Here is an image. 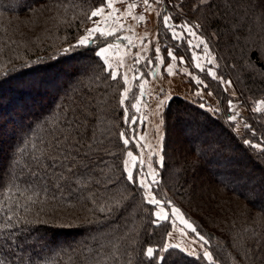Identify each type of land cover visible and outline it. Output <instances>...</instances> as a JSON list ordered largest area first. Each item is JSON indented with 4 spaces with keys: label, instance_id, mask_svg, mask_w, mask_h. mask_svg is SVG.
Listing matches in <instances>:
<instances>
[{
    "label": "trees",
    "instance_id": "obj_1",
    "mask_svg": "<svg viewBox=\"0 0 264 264\" xmlns=\"http://www.w3.org/2000/svg\"><path fill=\"white\" fill-rule=\"evenodd\" d=\"M101 4L102 0H0V22L8 35L0 38L15 43L6 50H16L0 61V261L208 264L202 255L161 250L170 222H159L153 206L125 178L126 148L120 134L129 132L130 107L126 110L121 104V80L111 79L94 54L101 41L95 38L94 45L65 53L77 45L88 15ZM162 7L171 23H191L206 38L220 74L233 81L243 104L252 107L264 100V0H162ZM33 22L37 26L32 27ZM160 35L165 41L169 38L162 21ZM29 42L30 49L18 48ZM6 46L0 44V50ZM184 49L180 48L188 59ZM208 80L222 112L212 115L181 97L168 102L169 134L180 131L184 146L176 148L167 141L169 159L154 191L188 215L209 241L214 264H264V223L257 225L253 218L249 225H238L232 220L225 227L219 224L218 232L209 231L188 205L196 194L205 195L208 187L216 186L244 203L245 218L259 213L264 219V193L250 197L240 186L248 185L246 175L252 180L258 174L264 182V113L254 116L250 130L239 135L224 106L226 94L215 79ZM65 117L78 125L68 160H63L67 153L53 147L57 137L62 140L58 129ZM211 144L216 149L211 151ZM227 145L230 154L220 153ZM239 154L246 167L235 160ZM194 184L205 191L192 190ZM149 247L160 250L164 260H150L145 254Z\"/></svg>",
    "mask_w": 264,
    "mask_h": 264
},
{
    "label": "rangeland",
    "instance_id": "obj_2",
    "mask_svg": "<svg viewBox=\"0 0 264 264\" xmlns=\"http://www.w3.org/2000/svg\"><path fill=\"white\" fill-rule=\"evenodd\" d=\"M133 3L136 4V7L129 9L128 5ZM149 3L151 7L146 8L142 0H114L115 11L106 9L104 16L94 18V20L98 22L100 30L106 35L101 36L100 33H94L93 36L101 41L99 48L107 47L109 44L113 45V47L108 49L105 53V57L101 60L105 69L109 72L110 77L112 74H115L117 76L116 79H120L123 83L120 96V100H123V104H121L126 109L128 105V107H130V110L128 109L130 112L128 111L126 118H129L128 121H137L136 124L128 123L129 132L124 137L132 139H130V143L125 146L126 152L124 162L127 160L128 170L133 171L134 177L136 175L134 169L138 168L141 172L146 170L155 175L158 181L157 183H159L162 167H164V164H166L169 159V152L165 146L167 141L171 139V144L176 148H183L184 146L183 138L180 137V131L173 132L172 136L169 134L165 115L168 102L174 97H181L200 108H202L201 105H204L202 109L207 110L212 115H218L222 112L219 96L214 90L215 87L209 82V75L204 74L207 73V69L213 68L217 76L222 78L223 81H231V84L228 85L227 83H221L220 80L215 79L221 86V90H223L227 96L224 106L230 113V117L235 116V120L229 119L235 125L236 132L239 135H243L246 130H250V122L251 119H255L254 116L264 113V100H258L252 107L243 104L235 84L232 80L220 74L218 69L220 65L216 54L211 49L206 38L202 36L193 24L188 22L171 23L170 21V25L177 26V33L184 31V29L178 26L186 23L196 31L197 35L194 37L186 36L184 40L173 39L172 29L167 26L169 28V41L168 39L165 41L160 35L161 21L164 13L162 0H160V3H156L155 0H149ZM99 6H103V4ZM129 12H131V15H129ZM48 14L49 12L47 11V15ZM51 14L53 13L51 12ZM141 16L144 17L143 21L139 19ZM37 23L38 22H33L32 27L37 26ZM57 24H60V19H58L54 25L56 26ZM96 26L97 24L89 20L88 23L83 26V31L80 33L78 41L88 35L89 29ZM3 27L1 21L0 36H8L5 34L7 30H2ZM29 30L21 33V39ZM107 33H112V35H107ZM198 37L203 38L207 42V46L211 50V55L215 57V65L207 63V54L203 52L202 45L200 48L189 47L187 41L190 39L191 44L196 45L199 43ZM5 38H0L1 45L6 46L8 44V46L3 47L4 50H0V61L16 53L15 49L10 51L6 50L12 46L15 47V43L11 44V39L7 41ZM121 39L128 40L130 43L128 42L129 44H127L122 42ZM28 44L27 46H18V48L20 50L25 48L30 49L31 42ZM180 48L188 50V59H191V64L186 58L185 52H182ZM155 49H159V52H156ZM169 51L174 52L177 57L176 60H171L167 54ZM180 57H183V63H181ZM105 60L107 61V67L104 62ZM149 61H151V64H149ZM197 63H199L205 71H201L200 68H197ZM166 67H171L172 72L169 73L165 71ZM124 76H127V81L123 79ZM198 80H203L204 84L197 83ZM204 85H206V87ZM124 93H126V98L123 95ZM161 99L164 101L162 107L159 106V101ZM229 102H231V104ZM137 109H139V111H137ZM157 126H159L160 129L159 134H157L156 131ZM252 134L254 133L252 132ZM254 145H257V149H260L259 144L254 143ZM209 146L211 151L216 149L215 144ZM228 148L229 146L224 147L220 150V153L230 154L229 152L231 151H228ZM128 151H131L133 156H127L126 153ZM161 157L163 158V166H160ZM235 160L242 162V166L244 167H246L245 163L248 164L241 154H239V157ZM245 177L248 185H240L241 189L243 185L246 187L242 189L244 193L249 194L250 197L255 195L259 197L261 192L264 193V182L261 176L254 174L252 180L247 179L248 175ZM157 183L154 184L153 190ZM198 183L202 185L207 184L205 180H200ZM201 184L197 186L194 184L192 190L205 191L206 188H204V186L201 187ZM218 188L216 186L208 187L207 194H198V196L196 194L195 198L188 204L189 207H191V214L194 218L201 222H205L209 231H214L215 228H218V232L219 227L217 226L219 224L220 227L223 225L225 227L226 225H230L232 220L238 221V225L240 222H245L244 224L249 225L253 222V218L257 220V225L264 223V219L259 217V213L256 215L251 214L250 217L245 218L243 216L245 211L244 203L234 197H229V199L227 195ZM209 190H211V193ZM157 199L160 198L157 196ZM172 207L180 209L183 219L196 227L195 224L188 219V215H186L177 204L174 205L171 202L170 204L162 203V205L157 206L156 211L159 212V217L154 214L156 219L159 222L168 220L171 225L166 238V245L168 248H172V245H178L179 247L177 249H184L183 252L185 254L193 252L190 256L194 257L202 255L204 248L212 253L209 244L202 245V242H193L194 234L190 229L184 227L179 218L172 215L168 210ZM165 216H167L168 219H165ZM181 229H184V231L181 232ZM197 232L201 234L198 230Z\"/></svg>",
    "mask_w": 264,
    "mask_h": 264
},
{
    "label": "snow or ice",
    "instance_id": "obj_3",
    "mask_svg": "<svg viewBox=\"0 0 264 264\" xmlns=\"http://www.w3.org/2000/svg\"><path fill=\"white\" fill-rule=\"evenodd\" d=\"M155 2L156 3H160V0H155ZM142 3L145 5L146 8L151 7V5L149 3V0H142ZM102 4H103V6L96 7L88 15V19L90 21H93V23L97 24V26L89 29L88 30V35H86L83 38L79 39L78 44L76 46H74L72 49H65V53H67L70 50L74 51L75 47H81V46L87 47V46L94 45L95 44V38L93 36L94 33H100L101 36L106 35L104 32H102L100 30L99 24H98V22L96 20H94V18H99V17L104 16L106 9H110V10L115 11L114 0H102ZM134 7H136V4H134V3L128 5L129 9H132ZM129 15H131V12H129ZM139 19L141 21H143L144 17L141 16ZM170 20H171V17H169L167 15L162 17L163 24L165 26L170 27L172 29V38L173 39L184 40L186 36L187 37H194V36L197 35L196 31L193 30V28L191 26L187 25L186 23L185 24H181V25L178 26V27L184 29V31L181 32V33H177L176 32V27L177 26L176 25H170L169 24ZM196 27L198 28L199 25H197ZM107 35H112V33H107ZM198 39H199V43L196 44V45H192L191 42H190V39H189L187 41L188 44H189V47L190 48H193V47L200 48L201 45H202L203 46V52L207 54V63H209L211 65H215V57L211 55V50L208 48L207 42L203 38H199L198 37ZM129 43H130V41H129ZM110 47H113V45L109 44L107 47H101L98 50H95L94 54L97 57L103 59L105 57V53L108 51V49ZM155 51L159 52V49H155ZM167 54L171 58V60H176L177 59V57L174 54V52L169 51ZM180 61H181V63L184 62L183 61V57H180ZM104 62H105V65L107 67V61L105 60ZM149 64H151V61H149ZM196 67L200 68L201 71H205V69H203L199 63H197ZM165 71L171 73L172 72V68L171 67H166ZM207 74L209 76H211L213 79L220 80L221 83H227L228 85L231 84V81H223L222 78L218 77L216 71H214L213 68L207 69ZM116 78H117V76L115 74L111 75V79L115 80ZM123 79L125 81H127V76H124ZM197 83L203 85L204 81L203 80H198ZM204 86L206 87V85H204ZM123 95L126 98V93H124ZM121 103L123 104V100L121 101ZM163 103H164V101L161 99L159 101V106L162 107ZM229 103L231 104V102H229ZM201 107L203 108L204 105H201ZM137 111H139V109H137ZM230 119L231 120H235V116L230 117ZM126 122L127 123H131V124H136L137 123L136 120L126 121ZM77 127H78V125H76L74 123L73 119L65 117V123H64L63 127L58 129V131L61 134L62 140L60 139V137H57L56 139L58 140V142L55 145H53V147L59 149L62 154L67 153V154L63 155V160H68L69 157L71 156V153L73 151V148H72V137H73V133H74V131H75V129ZM156 131H157V134H159V131H160L159 126H157ZM120 135L123 138V144L125 146H127L130 143V139H132V138L124 137V133H121ZM61 142L64 144V148H62V149L60 148V143ZM245 143H249L250 144L251 142L245 141ZM252 146L253 147H258L257 145H252ZM75 151L78 152L79 149L77 148V149H75ZM126 155L131 157V156H133V153L131 151H128L126 153ZM72 158L74 159V157H72ZM53 159L55 160L56 157H53ZM162 161H163V158L161 157L160 166H163ZM53 167H55V165H53ZM67 170L71 171V167L67 166ZM124 170H125V178L128 181V183L130 185H134V190H138L137 194L143 197L145 203L153 206V208H152L153 213L155 215H157V217H159V212L156 211L157 206L162 205V203L170 204L171 202L170 201L163 202L160 199H157L156 192L153 190L154 184H156L158 182L156 177H155V175H153L150 172H147L146 170L144 172H141L140 169L135 168L134 170L136 172V175L134 177L133 171H129L128 170L127 160H125V162H124ZM63 178L64 177L61 174L59 179H63ZM56 186L59 187V184H57ZM168 210L172 213L173 216H176L177 218L180 219L181 223L184 225V227L186 229H190L191 230V232L194 234L193 242H202V245L209 244V241L203 235H201V234H199L197 232V229H196V227H194L193 224H191L187 220L183 219L182 214L180 213V209L172 207V208H169ZM101 211H104V209H101ZM164 218L168 219L167 216H165ZM7 219L11 220L12 217L8 216ZM5 227H11V225H5ZM183 231H184V229H181V232H183ZM171 247L172 248H178L179 246L178 245H172ZM161 250L167 252L168 251V246L167 245L164 246ZM159 251L160 250H154L153 248L149 247V248L146 249V253L145 254L150 260L163 261L164 257L159 255ZM180 251L183 252L184 249L181 248ZM188 254L192 255L193 252H189ZM202 257H203V259H205L208 262V264H214V258H213L212 253L210 251H208L206 248H204L203 251H202ZM0 264H3V262L0 261Z\"/></svg>",
    "mask_w": 264,
    "mask_h": 264
},
{
    "label": "crops",
    "instance_id": "obj_4",
    "mask_svg": "<svg viewBox=\"0 0 264 264\" xmlns=\"http://www.w3.org/2000/svg\"><path fill=\"white\" fill-rule=\"evenodd\" d=\"M121 40H122V39H121ZM122 42H125V43L129 44V43H128V42H129L128 40H122Z\"/></svg>",
    "mask_w": 264,
    "mask_h": 264
}]
</instances>
